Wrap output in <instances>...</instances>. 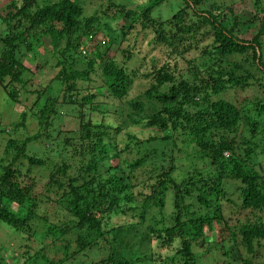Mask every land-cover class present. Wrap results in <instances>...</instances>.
Segmentation results:
<instances>
[{
	"label": "trees",
	"instance_id": "1",
	"mask_svg": "<svg viewBox=\"0 0 264 264\" xmlns=\"http://www.w3.org/2000/svg\"><path fill=\"white\" fill-rule=\"evenodd\" d=\"M97 1L93 13L85 15L80 0H53L41 5L36 0H10V10L4 17L0 15L6 27L0 33V90L14 104L21 105L27 97L32 100L29 113L34 114L39 127L22 141H6L5 155L0 157V225L22 237L25 234L27 240L30 224L39 222L43 236L49 237L52 244L64 242L58 250L62 261L70 264H196V246L203 247L215 225L219 232L218 226L222 224L227 236L221 238L218 233L213 248L223 255L229 245V250L243 248L246 255H238L240 264H255L253 257L264 247V222L253 213L252 221L236 218L235 223H230L224 217L222 204L231 203L251 211L264 208V175H257L235 156L234 141L229 136L239 124L247 125L248 133L255 132L257 120L247 117L242 107L254 102L258 114L264 116V97L240 107L223 98L209 97L233 87L244 90L250 85L264 86V8L259 6V0H253L260 14L252 15L249 22H257L256 30L249 39H240L233 33L240 21L233 16L231 26L226 28L219 5L200 11L195 8L200 0H182L184 6L169 18L157 21L149 14L161 0L149 2L139 10L115 5L112 0ZM111 7L114 11L108 17ZM187 8L190 14H186ZM120 19L124 22L116 27ZM138 27L142 35L135 32ZM131 32L135 36L128 38ZM97 34L99 39L91 44V38ZM147 34L151 36L149 40ZM122 43L127 46L122 48ZM110 44L117 45L121 54L110 56ZM158 45L167 52L160 64L155 57H148V50L153 51ZM38 47L47 55L41 60L35 58L34 69H54V91L60 92V97L53 95L52 86L27 88L29 79L24 75L35 70L23 60L33 56ZM190 52L197 56L189 59ZM247 54L250 61L245 67ZM176 56L188 57L189 78L184 77L175 61L171 62ZM232 57L238 59L232 67L223 65ZM131 63L134 67H130ZM142 78L147 83L140 99H128L135 81ZM98 96L127 104L129 110H121L116 104L117 118L124 115L120 119L125 125L123 129L140 126L149 135L138 139L124 131L125 142L112 145L107 129H112L114 135L123 129L83 119L84 107L96 110L100 106ZM40 99L42 104L35 106ZM56 104L74 106L78 110V125L73 139L63 137L57 143L61 153L55 150L54 157L44 161L28 153L27 147L49 137L41 130L50 125V118L57 112ZM23 116L21 113L20 117ZM261 131L264 132V119ZM169 140L172 147L181 144L184 158L188 159L190 154L183 148L196 149L199 159H207V163L199 169L179 170L171 154L166 156L154 147L133 159H121V153L131 152L134 146ZM145 164L150 167L139 178L136 170ZM225 179L237 181L238 204L227 197ZM136 186L147 189V193L141 190L137 197L132 192ZM167 193L171 195V214L165 220L162 216L149 219L148 224L141 226L150 207L164 206ZM187 198L192 199L194 209L189 210V203H184ZM117 216L126 217L125 222H109ZM136 237L137 242L132 241ZM99 240L109 243L110 251L104 252L97 262L89 261L84 255ZM131 244H147L148 253L126 260L120 251ZM21 246L25 248L22 256L34 255L33 262L47 264L43 254H30L28 243ZM155 250H163L165 257L153 259ZM60 263L61 260L49 262ZM0 264H6L1 257Z\"/></svg>",
	"mask_w": 264,
	"mask_h": 264
},
{
	"label": "rangeland",
	"instance_id": "2",
	"mask_svg": "<svg viewBox=\"0 0 264 264\" xmlns=\"http://www.w3.org/2000/svg\"><path fill=\"white\" fill-rule=\"evenodd\" d=\"M10 0H0V15L1 17H4L5 14L10 10L7 8V4ZM53 0H36V2L41 5L43 3H48ZM82 2L83 9H85V15H90L93 13V10L98 5L97 0H80ZM115 5H123V7L130 8L133 10H139L141 6L151 2L155 3L156 0H112ZM159 1V0H157ZM211 5H219L218 10L221 11L222 15L224 16L221 21L222 24L228 28L231 26L233 21V16H235L238 21V25L233 27V33L237 38L240 39H249L252 34L255 33L257 22L255 20H252V22H249V19H251V16H258L260 13L258 11V7H255L253 4V0H200V2L196 5V9L202 11L205 9L212 8ZM151 11H150V17L153 19L158 20H164L166 18H169L173 12H175L180 7L184 6L182 0H161L160 2L153 5ZM259 6H262L264 8V0H259ZM227 8H230L232 10L233 15L228 11ZM186 14H190L189 8L186 9ZM114 11V8H110L107 11L106 16L110 17L112 15V12ZM0 17V18H1ZM188 20L187 18L185 21ZM124 22V20L120 19L118 20L115 25L116 27H120V25ZM248 23V24H247ZM114 23L112 22V26ZM5 22L0 21V33L2 31H5ZM137 31H140L139 27L135 28V32L138 34ZM141 34V31L140 33ZM138 34V35H139ZM142 35V34H141ZM130 37L135 36L134 32H131L129 35ZM151 36L147 34V39L149 40ZM83 39V38H82ZM99 39V35L93 36L90 40L91 44H95L96 40ZM44 44H47V40H44ZM122 48L126 47V43L120 44ZM129 45V44H128ZM148 48V47H147ZM150 48V47H149ZM262 61L264 62V36L262 37ZM83 46H80V51H83ZM148 50V49H147ZM153 51H149L148 57H155L157 64H160L162 59L165 58L167 52L165 50L159 49V45L154 47L152 49ZM108 54L110 56L112 55H120L118 51L117 45H112L108 47ZM47 54L45 51L38 47L36 51H34L33 56H27L23 62L26 64L27 67H30L31 69L35 70L34 72H26L24 75L25 79H29L27 82V88L28 90H35L36 88H49L53 91L56 90L55 81L52 79L54 76V69L52 68H42L39 70L34 69V60L35 58H39L40 60L43 59ZM49 56V55H48ZM189 59H192V57H196V52H190L189 53ZM247 61L243 62V66L247 67L248 63L250 61V55L247 54ZM243 56H241V60L243 61ZM186 59L188 57L186 56ZM186 59H182L180 56L173 57L171 59V62L176 63L179 68L180 72L184 75V77L189 78L190 74V65L187 62ZM52 60H49V62ZM233 61H238V59L232 57L229 58L228 61H226L223 65L230 68L232 67ZM149 63L148 60L144 61V65L147 67V64ZM134 63L130 64V67H134ZM249 68H252L254 70L253 66H250ZM175 72V71H174ZM176 74V72H175ZM204 75V72L201 73ZM256 75V74H255ZM146 80L145 79H138L135 81L130 93L128 94V99H140V94L143 91V88L146 86ZM83 85H86L85 82H83ZM53 95H57V97H60V92L54 91L52 92ZM27 97V96H26ZM31 99H33L32 96H29ZM264 97V86L263 87H255L253 85L245 87V89H239V88H229L226 92H219L218 94L212 95L209 98L211 100L217 99V98H223L225 100L230 101L237 107L242 106L246 102H250L252 100H257ZM96 100L100 101V106L96 110H86L84 107L82 109L83 113V119L84 121L89 118L91 121H96L97 123H102L103 125L112 124L113 127L119 126L121 129L125 127V125L122 124L121 118L124 115L119 116L117 118L116 111H119V108L117 105L124 108V110L130 108L127 107L128 105L125 103H121L118 101H110L109 98H104V96H98ZM141 100L145 101V98L142 97ZM22 104L19 105V103H11L10 101L6 100L5 96L0 90V157H4V147L6 144V141L8 138H15L16 140L22 141L26 136H29L36 131H38L39 127L37 122L34 120L33 116L34 114L29 113V106L32 100L22 99ZM107 102L110 103L107 105ZM34 103V102H33ZM251 104L247 103V105L242 107V112L247 115V117L257 120V127L255 128V132L253 134L248 133L247 129L248 126L245 127L242 124H239L237 128L235 129L234 133L229 134V136L233 139V152L235 153V156L237 158H240L248 168H250L252 171H254L257 175H264V132L261 131V128L263 127V119L264 116L262 114H258V106L254 102H250ZM42 104V99L38 100L36 102L35 106ZM117 104V105H116ZM108 108V109H107ZM56 114L50 118V125L48 127H45L41 130L44 134H49L48 138H41V140L34 141L28 145L27 152L33 153L36 156H39L46 161L47 159L51 160L53 156V152L56 150L57 152H60L62 149L60 147V143L63 139V137H69L73 139L75 136V130L77 129L78 121H77V111L74 106L68 105V104H56ZM129 110V109H128ZM105 111V112H104ZM24 113L23 118L20 117V114ZM76 113V115L74 114ZM119 113V112H118ZM117 113V114H118ZM140 126L135 125H129L127 128L123 129L122 132L118 134H113L112 129H107V135L109 142L113 145L114 142H119L120 145H122V142L124 143V131H128L130 134L134 135L138 139H143L149 135L150 132H148L145 129L139 128ZM101 129H99L100 131ZM150 131V130H149ZM106 140V139H105ZM158 148L159 150H163L166 154V156H169L171 154V157L174 158V165L179 169H190V168H202L207 163L206 160L199 159L200 155L195 150H190V148H183L186 149L185 151L189 153L188 159L183 157V153L181 151V144L176 143V147H172L171 141L161 142V143H152V144H142L138 145L137 147L134 146L129 151H123L121 153V159L130 160L135 157H137L139 154H143L147 152L148 150H152V148ZM250 149V152H246V150ZM226 152V151H225ZM61 153V152H60ZM227 153V152H226ZM224 153V155H226ZM7 157V156H5ZM54 157V156H53ZM168 159V158H167ZM204 163V164H203ZM150 166L148 164H145L141 167H139L136 172L139 178L145 175L144 170L148 169ZM177 172V171H176ZM225 192L227 194V197L229 200H233L236 204L239 203L237 198V191L235 189V185L238 184L237 181L225 179ZM39 184L37 185V187ZM142 189H140L139 186H136L132 189V192L139 197V192ZM147 189H143L142 193H147ZM185 204L190 205L189 210L194 209L193 208V202L191 198H187L184 202ZM15 206H12V209H14ZM223 214L226 220H228L230 223H235L236 218H247L248 220H254L255 217L253 216V213L264 222V208L262 210L257 211H251L249 209L243 210L240 207L233 206L231 203H223L222 204ZM172 212L171 207V195L170 193H167L165 197V203L164 206L160 209H157L155 207L149 208V215L145 216L146 220L142 222V225H146L150 222L149 219H159L161 216L163 217V220H165ZM129 217V216H128ZM124 216H117L115 218H112V220H109L110 223H113L115 221H121L125 222ZM132 221H136L135 218L131 219ZM134 223V222H133ZM39 222L31 223L30 229H29V238L27 240H24L25 234H23V237L21 234H17L14 232H11V230L4 225H0V257L6 264H41L40 261L33 262L31 257L33 256H22L23 249L22 244L28 243L30 247V254H33L34 252H39L45 256L47 259V264L49 262L56 263L58 260H61L60 264H70V262L62 261V254H60L58 248H61L64 242L62 243L56 242L55 244H52L51 239L49 237H44L41 231ZM219 232H217V225H215L214 231H211L208 235L209 237L206 238V242L201 246H196L195 251L196 264H240L238 261V255H246L243 248H238L236 251L235 249L229 250L230 247H226V254L223 255L221 252L215 250L213 247H215V241L218 240V233L221 238H225L227 236V231L224 229L223 225L220 224L219 226ZM33 230V232H32ZM34 234V236L32 235ZM111 236L109 235L106 237V241H109V238ZM137 237L132 239V241L137 242ZM104 240H99V244L95 247L93 245L92 248L85 253L84 257L87 256V259L90 261L97 262L100 258H102L105 254H103L106 251H110V245L109 243H103ZM111 246L113 245L110 243ZM132 245V244H131ZM151 245H154L151 243ZM70 250L74 249V246H69ZM148 246L147 244H140V245H132L129 248H122L121 254L123 257L126 258V260L133 259L135 254L141 255L143 252L148 253ZM158 252V254H156ZM238 253V254H237ZM153 259L155 257H159L158 259H162L164 256L163 250H155V254L153 255ZM26 260V262H25ZM29 262V263H28ZM253 262L255 264H264V247L260 248L258 250V256L253 257ZM166 264H169V262H166ZM134 264H141V263H134ZM146 264H151L147 262ZM181 264V263H177Z\"/></svg>",
	"mask_w": 264,
	"mask_h": 264
}]
</instances>
